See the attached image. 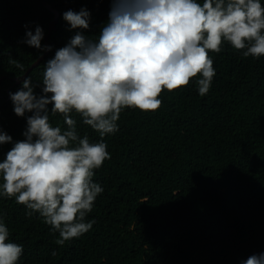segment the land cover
Here are the masks:
<instances>
[{
  "label": "trees",
  "instance_id": "obj_1",
  "mask_svg": "<svg viewBox=\"0 0 264 264\" xmlns=\"http://www.w3.org/2000/svg\"><path fill=\"white\" fill-rule=\"evenodd\" d=\"M46 1L59 20L49 54L27 76L34 84L58 48L76 31L95 38L110 11V0ZM82 8L90 12L89 28L70 30L63 13ZM53 18L41 0H0V75L21 77L44 53L23 41L39 25L45 45ZM209 55L216 75L205 96L195 78L164 90L157 111L125 109L118 130L103 138L111 158L95 170L93 181L104 191L86 217L95 221L87 233L57 245L59 233L38 213L28 216L14 198L0 197L9 240L23 246L18 264H240L264 252V56L244 57L227 43ZM13 82L9 94L22 87ZM13 109L9 95L0 103V127L15 142L24 139L31 113L20 117ZM72 115L79 135L99 142ZM50 122L66 127L60 114H50ZM11 147L0 145V160Z\"/></svg>",
  "mask_w": 264,
  "mask_h": 264
},
{
  "label": "clouds",
  "instance_id": "obj_2",
  "mask_svg": "<svg viewBox=\"0 0 264 264\" xmlns=\"http://www.w3.org/2000/svg\"><path fill=\"white\" fill-rule=\"evenodd\" d=\"M63 19L70 30L88 29L90 12L69 9ZM43 38L37 25L23 42L50 51ZM226 43L244 57L264 56L262 0H110L95 38L76 31L47 60L41 82L27 77L9 94L17 116L31 115L22 140L13 142L0 127V145L12 144L0 160V197L14 198L28 216L38 213L59 233L57 245L87 233L95 221L86 217L104 191L93 181L95 170L111 158L103 138L118 130L122 111H157L164 90L186 87L194 78L205 96L216 75L209 53L219 54ZM9 63L25 71L17 59ZM72 113L99 134V142L79 135ZM50 114L62 115L66 127L53 126ZM9 235L0 213V264H18L23 254ZM240 264H264V252Z\"/></svg>",
  "mask_w": 264,
  "mask_h": 264
},
{
  "label": "water",
  "instance_id": "obj_3",
  "mask_svg": "<svg viewBox=\"0 0 264 264\" xmlns=\"http://www.w3.org/2000/svg\"><path fill=\"white\" fill-rule=\"evenodd\" d=\"M42 4L47 7L49 10H51L54 13V18L52 20H50L49 22V26H48V33L45 37V45H49V38L51 36V33L56 29L57 27V23L59 20V12L58 10H56L55 8H53L46 0H41ZM50 51H44V53L34 62L31 64V66L26 70L25 74H23L21 77H16L15 82L16 83H20L21 81H23L28 74L30 73V71L37 66L43 59H45V57L49 54Z\"/></svg>",
  "mask_w": 264,
  "mask_h": 264
},
{
  "label": "flooded vegetation",
  "instance_id": "obj_4",
  "mask_svg": "<svg viewBox=\"0 0 264 264\" xmlns=\"http://www.w3.org/2000/svg\"><path fill=\"white\" fill-rule=\"evenodd\" d=\"M14 78L16 77H9L5 74L0 75V103H2V101L7 100V98L9 97V91L12 86V81H14L13 85L16 83ZM5 79L7 80L4 81Z\"/></svg>",
  "mask_w": 264,
  "mask_h": 264
}]
</instances>
